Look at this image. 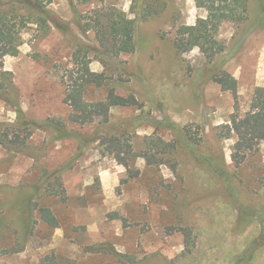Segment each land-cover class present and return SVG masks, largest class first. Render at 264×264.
I'll use <instances>...</instances> for the list:
<instances>
[{
  "label": "rangeland",
  "instance_id": "374dc122",
  "mask_svg": "<svg viewBox=\"0 0 264 264\" xmlns=\"http://www.w3.org/2000/svg\"><path fill=\"white\" fill-rule=\"evenodd\" d=\"M133 1L52 0L47 8L67 31L52 22L48 32L36 25L27 28L19 54L4 58L12 77L5 88L29 119L66 117L61 77L73 66L72 54L93 37L92 32L88 37L81 33L72 6L82 24L93 9L123 10L137 24L134 51L105 64L96 53H88L87 60L93 71L119 83L116 93L138 100L139 109L111 110L115 128L146 115L138 126H130L136 152L142 138L155 131L175 142L173 168L148 166L139 157L132 166L140 175L131 179L99 141L80 155L75 140L57 139L50 130H35L22 148L0 143V264H243L237 256L254 239L258 245L249 264H264V218L250 217L264 209V140L239 169L231 168L234 140L220 138L218 127L234 111L233 95L210 79L208 61L197 48L179 54L172 43L176 27L194 24L206 13L193 0H158L164 3L158 14L137 20L130 12ZM258 4L248 0L249 20L225 22L218 32L225 51L216 60L237 81L240 114L254 88L264 86V25H252ZM105 93V87L95 89L87 98ZM163 116L185 129L201 153L224 154L229 185L198 165L173 131L152 125L151 118ZM16 117L13 107L0 99V141L5 129L14 128ZM72 127L79 132L93 128ZM51 175L59 177L65 200L51 195L59 188ZM35 203L51 209L58 228L32 210ZM245 218L252 221L244 222V232L238 234Z\"/></svg>",
  "mask_w": 264,
  "mask_h": 264
},
{
  "label": "trees",
  "instance_id": "16d2710c",
  "mask_svg": "<svg viewBox=\"0 0 264 264\" xmlns=\"http://www.w3.org/2000/svg\"><path fill=\"white\" fill-rule=\"evenodd\" d=\"M193 1L195 6L203 9L206 14L204 17H198L194 24H181L176 27L172 35V43L179 54L197 48L208 61L206 67L210 70V79L219 84L222 90L232 93L234 111L230 114L227 123L218 127L220 128L218 135L222 139L234 140L230 159L231 168L237 170L245 161L246 155L255 151L260 142L264 140V86L254 88L247 110L240 114L237 81L234 76L221 68L222 60L217 59V61L216 58L225 51V46L218 39L220 26L225 22L240 24L249 20L248 0ZM51 2L52 0H0V99L9 103L17 115L16 122L13 124L14 128L11 130L7 128L2 132L3 139L0 143L22 148L35 130H50L57 139L75 140L79 145L80 155L93 142L99 141L104 153L113 156L115 161L123 165L131 179H136L140 175L139 169L132 166L133 160L139 157L144 159L148 166L165 165L172 169L175 142L164 140L155 131L142 138L140 150L136 152L130 126H138L142 120L146 119V115L139 114L137 117L126 119L123 122L129 126L123 127L119 131L115 128L110 119L111 109L129 107H138L139 109L138 100L133 94L123 96L116 93L115 88L119 86V83L105 76L103 72L93 71L87 60L88 53H96L100 57V62L105 64L120 54L134 51V33L137 24L136 21H130L123 10L115 7H108L106 10L93 9L92 16H89L82 24L77 19V10L72 6L76 16V25L81 33L88 37L92 32L93 37L90 44L80 45L78 52L75 51L72 54L73 66L61 77L65 86L64 102L69 108L66 117H47L40 121L29 119L25 117L19 103L9 97L5 86L12 83V77L11 72L4 68V58L19 54L20 47L24 43L23 32L31 25H36L48 32L51 22L64 32L68 29L67 26H61L53 20L52 14L47 8ZM143 4H146L144 8ZM163 6L164 3L158 0H134L130 6V12L134 13L135 19L145 20L158 14ZM261 19H264V0H259L252 25L262 27L264 22ZM81 52L83 53L81 54ZM104 87L106 93L103 98H87V95L93 90ZM151 123L156 129L161 126L173 131L176 140L185 147L187 153L198 165L220 178L225 185L230 184L231 170L223 153L217 155L201 153L198 145L196 147L191 141V137L186 136V130L168 116H163L161 120L151 118ZM72 126L93 128L90 132H79ZM102 129L109 130L110 133L104 134ZM198 141L200 140H197V143ZM51 176L59 185L57 192L53 189L51 195L65 200L66 196L60 186L59 177ZM41 185L42 183L36 190L40 189ZM49 187L52 185L50 184ZM28 203H31V200ZM36 209L39 210L41 219L48 226L52 229L58 228L59 224L51 209L35 203L32 210ZM260 213L262 214L259 215ZM250 217L259 218V220L264 218V209L254 212V215L251 214ZM246 221L251 222L252 220L245 218L238 225L240 230L236 228L238 234L244 232L241 230V225ZM257 245L256 239L252 240L250 245L237 256V263L243 261V264H249L254 257ZM111 254L121 257L115 251H112Z\"/></svg>",
  "mask_w": 264,
  "mask_h": 264
},
{
  "label": "crops",
  "instance_id": "0c3cea01",
  "mask_svg": "<svg viewBox=\"0 0 264 264\" xmlns=\"http://www.w3.org/2000/svg\"><path fill=\"white\" fill-rule=\"evenodd\" d=\"M112 109H113V108H112ZM112 109H111V110H112Z\"/></svg>",
  "mask_w": 264,
  "mask_h": 264
}]
</instances>
